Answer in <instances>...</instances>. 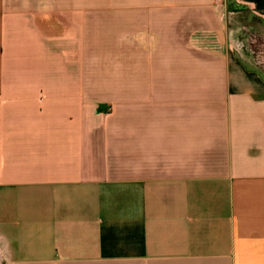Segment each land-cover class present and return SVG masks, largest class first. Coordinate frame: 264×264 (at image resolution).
<instances>
[{
  "label": "crops",
  "instance_id": "obj_1",
  "mask_svg": "<svg viewBox=\"0 0 264 264\" xmlns=\"http://www.w3.org/2000/svg\"><path fill=\"white\" fill-rule=\"evenodd\" d=\"M0 263L264 264V0H0Z\"/></svg>",
  "mask_w": 264,
  "mask_h": 264
},
{
  "label": "rangeland",
  "instance_id": "obj_2",
  "mask_svg": "<svg viewBox=\"0 0 264 264\" xmlns=\"http://www.w3.org/2000/svg\"><path fill=\"white\" fill-rule=\"evenodd\" d=\"M250 33H251V32H250ZM248 37L250 38L249 41H251V40H252V39H251L252 36L249 35ZM251 43H252V41H251ZM252 45H253V46H252ZM252 45L249 47L250 50H252V48L256 49V48L259 47L258 45L254 44V43H252Z\"/></svg>",
  "mask_w": 264,
  "mask_h": 264
},
{
  "label": "water",
  "instance_id": "obj_3",
  "mask_svg": "<svg viewBox=\"0 0 264 264\" xmlns=\"http://www.w3.org/2000/svg\"><path fill=\"white\" fill-rule=\"evenodd\" d=\"M1 264V263H0Z\"/></svg>",
  "mask_w": 264,
  "mask_h": 264
}]
</instances>
